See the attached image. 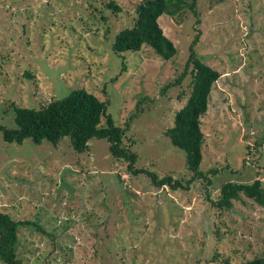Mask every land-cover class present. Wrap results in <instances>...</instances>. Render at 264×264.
Here are the masks:
<instances>
[{"label":"rangeland","instance_id":"374dc122","mask_svg":"<svg viewBox=\"0 0 264 264\" xmlns=\"http://www.w3.org/2000/svg\"><path fill=\"white\" fill-rule=\"evenodd\" d=\"M140 1L0 0V126L16 128L11 103L38 109L84 89L125 130L137 168L185 183V153L162 131L184 105L190 77L166 86L183 71L200 32L195 53L220 73L201 118L200 169L218 171L214 192L201 182L156 188L114 159L105 139L77 153L68 138L56 146L16 144L0 133V211L47 232L19 229L25 264H110V257L115 264H197L201 252L235 264L240 254L264 253L263 207L241 195L219 211L205 199L206 190L215 197L226 182L257 179L264 188V0H198L197 29L189 13L181 21L161 16L178 50L169 61L148 48L111 49Z\"/></svg>","mask_w":264,"mask_h":264},{"label":"trees","instance_id":"16d2710c","mask_svg":"<svg viewBox=\"0 0 264 264\" xmlns=\"http://www.w3.org/2000/svg\"><path fill=\"white\" fill-rule=\"evenodd\" d=\"M197 2L198 0H141L136 5L132 26L125 27L115 35L111 45L112 51L120 55L148 48L164 61L173 59L178 50L164 35L158 19L167 15L181 21L183 15L189 13L196 18L191 25L192 28L197 29L200 24ZM112 5L113 3L109 4ZM199 35L200 32L189 44L188 59L183 71L178 78L166 86L169 88L181 84L186 77H190L189 93L184 105L175 112L172 125L162 131L174 147L182 149L185 153L186 167L190 173L185 183L170 175L159 177L150 168H137L135 166L137 155L130 150L125 130L116 125L107 112L106 104L84 89L73 90L62 99L51 98L38 109L11 103L10 108L13 109L16 128L7 129L0 126L3 141L22 144L24 140L30 139L40 144L46 140L56 146L63 138H68L75 152L84 153L88 150L91 139H105L114 159L125 161L130 173L145 175L156 188L167 187L176 191L189 189L192 183L201 182L206 189L214 192L211 176L218 171L200 169L204 143L201 118L208 110L211 91L220 73L196 55L195 46L199 41ZM241 195L264 208V188L262 182L257 179L248 183L226 182L220 186L215 197H212L209 191H205L206 201L211 208L219 211L230 209L233 201L239 200ZM21 227L28 229L33 227L35 232L47 234L36 223L16 220L9 212L0 211V264H25L19 253L18 235ZM94 227V237L98 245V225ZM53 238L51 235V239ZM94 246L96 247V244ZM240 255L237 256L239 259L237 258L235 264H264V253L253 255L249 259L243 257L241 259ZM217 259L218 256L213 253L206 258L201 252L197 264L202 262L218 264ZM107 260L110 264H115L111 257ZM228 263L229 261H225L221 264Z\"/></svg>","mask_w":264,"mask_h":264}]
</instances>
